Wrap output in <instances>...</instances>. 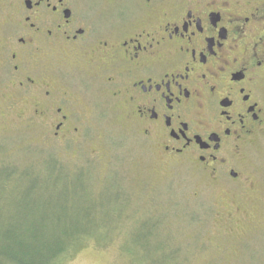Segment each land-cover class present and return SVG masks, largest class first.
<instances>
[{
  "label": "flooded vegetation",
  "instance_id": "1",
  "mask_svg": "<svg viewBox=\"0 0 264 264\" xmlns=\"http://www.w3.org/2000/svg\"><path fill=\"white\" fill-rule=\"evenodd\" d=\"M4 80L51 138H67L72 95L99 83L162 156L239 179L264 131V0H7ZM31 92V91H30ZM70 93V94H69Z\"/></svg>",
  "mask_w": 264,
  "mask_h": 264
},
{
  "label": "rangeland",
  "instance_id": "2",
  "mask_svg": "<svg viewBox=\"0 0 264 264\" xmlns=\"http://www.w3.org/2000/svg\"><path fill=\"white\" fill-rule=\"evenodd\" d=\"M6 1L0 0V227L94 208L96 219H105L96 238L77 241L52 264H264V131L240 149L239 179L218 180L162 156L126 105L93 82L65 86L77 130L51 138L34 112L32 90L23 99L4 80ZM54 161L61 175L69 172L67 187L51 175ZM11 167H32L34 175L8 177Z\"/></svg>",
  "mask_w": 264,
  "mask_h": 264
},
{
  "label": "trees",
  "instance_id": "3",
  "mask_svg": "<svg viewBox=\"0 0 264 264\" xmlns=\"http://www.w3.org/2000/svg\"><path fill=\"white\" fill-rule=\"evenodd\" d=\"M52 166L51 175L63 182L65 187L70 185L69 172L65 170L61 175L64 169L57 167L55 161ZM7 169L8 177L22 179L34 175L32 167L24 168L19 172L15 167ZM97 212L94 208H89L87 211L82 208L73 210V215L64 211L57 215L44 214L41 217H33L20 229L15 226L0 227V264H52L57 262L74 250L75 247H72L77 244V241L96 238V232L100 230L98 228L104 227L105 220L104 218L102 221L96 219V214H99ZM85 221H88L90 225L84 227Z\"/></svg>",
  "mask_w": 264,
  "mask_h": 264
}]
</instances>
